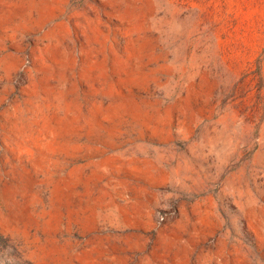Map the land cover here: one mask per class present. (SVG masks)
<instances>
[{
	"label": "rangeland",
	"instance_id": "obj_1",
	"mask_svg": "<svg viewBox=\"0 0 264 264\" xmlns=\"http://www.w3.org/2000/svg\"><path fill=\"white\" fill-rule=\"evenodd\" d=\"M0 264H264V0H0Z\"/></svg>",
	"mask_w": 264,
	"mask_h": 264
}]
</instances>
